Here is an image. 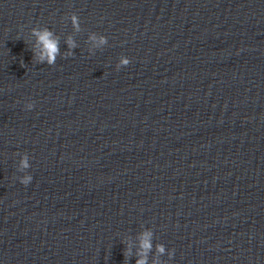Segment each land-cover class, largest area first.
Returning <instances> with one entry per match:
<instances>
[{
    "label": "water",
    "instance_id": "1",
    "mask_svg": "<svg viewBox=\"0 0 264 264\" xmlns=\"http://www.w3.org/2000/svg\"><path fill=\"white\" fill-rule=\"evenodd\" d=\"M33 28L77 47L38 64ZM146 230L148 264H264V0H0V264H136Z\"/></svg>",
    "mask_w": 264,
    "mask_h": 264
},
{
    "label": "clouds",
    "instance_id": "2",
    "mask_svg": "<svg viewBox=\"0 0 264 264\" xmlns=\"http://www.w3.org/2000/svg\"><path fill=\"white\" fill-rule=\"evenodd\" d=\"M71 23L75 32H80V22L79 17L73 14L71 17ZM31 37H34V43L32 45L33 57L38 64H47L49 66L55 65L57 58L61 55L69 56L72 54L71 50L76 48V42L72 37H69L67 40L69 52L61 53L60 50V39L59 37L48 28H33L31 31ZM95 48H99L101 46L107 45L108 40L105 36L96 35L93 33L89 37ZM130 63V60L127 57H121L117 64V68L126 67ZM26 110H31L34 105L32 103L26 104ZM31 167L30 158L27 154H24L19 160L18 171L25 173L22 177H20V183L27 186L32 182L33 177L27 174V170ZM153 231L146 230L141 233L139 237V248L140 251L138 253L139 258L136 260V264H148V254L151 252L153 248ZM157 253L160 255L165 254L166 249L164 245H158L156 247ZM167 255L169 259H171L174 255L172 251H168ZM155 264H160L157 260Z\"/></svg>",
    "mask_w": 264,
    "mask_h": 264
}]
</instances>
